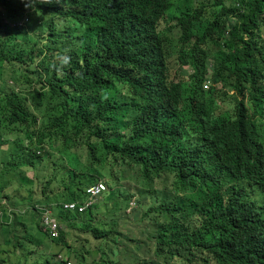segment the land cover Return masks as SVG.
I'll use <instances>...</instances> for the list:
<instances>
[{"label": "trees", "instance_id": "16d2710c", "mask_svg": "<svg viewBox=\"0 0 264 264\" xmlns=\"http://www.w3.org/2000/svg\"><path fill=\"white\" fill-rule=\"evenodd\" d=\"M260 138L264 0H0V247L9 201L23 217L0 264L50 242L36 261L264 264ZM233 143L247 147L237 177ZM99 181L85 210L63 209Z\"/></svg>", "mask_w": 264, "mask_h": 264}, {"label": "clouds", "instance_id": "9594fccd", "mask_svg": "<svg viewBox=\"0 0 264 264\" xmlns=\"http://www.w3.org/2000/svg\"><path fill=\"white\" fill-rule=\"evenodd\" d=\"M162 23V22H161ZM167 24H169V23H167ZM162 25H165V22H163L162 23ZM155 31L156 29L152 26V28L150 29V31ZM148 36H151L152 34L150 33V34H147ZM138 39L140 40V41H143V42H145L146 40H145V37H143V35H141V34H139L138 35ZM170 40L171 41H175V42H177V38L176 37H171L170 38ZM192 40H194V38H192ZM185 69H188L187 70V72L185 73V74H190V73H192L193 72V70H192V68L190 67V66H183ZM183 77V75H181V78ZM177 80H179V78H177ZM210 81L208 80V79H206V80H204V82H203V87L204 88H207L208 87V83H209ZM232 151L231 153H228V154H226L225 156H224V161H225V165H226V168H227V170L230 172V176H232V177H237L236 175H235V172H236V165H238V164H243L244 162H245V160H246V154H247V147L245 146V145H242V146H238V145H235V143H233V145L231 146V148L228 150V151ZM227 151V152H228ZM262 152H264V140L262 139V138H260L259 140H258V144H257V148H256V150H255V155L256 154H260V153H262ZM220 173V172H219ZM43 180H45V178L40 174L39 175V177H38V179H37V181H36V183H37V187H36V189H37V191L40 189L39 187H42V185L40 184V183H38L39 181H43ZM98 184H103V186H104V188H102V189H100L97 193H92L91 192V189L93 188V187H95V186H98ZM205 190H208V188H209V186H210V184H206V185H201ZM106 189V185L104 184V182H102V181H99V182H97V183H95V184H91V185H89V186H87L86 188H85V194H86V201L83 203V204H79V203H77L76 201H63L62 202V207H63V209H65V210H70V211H72V212H78V213H80V212H82L83 210H85L89 205H91L97 198H99V196H100V194L102 193V191L103 190H105ZM56 190V189H55ZM54 190V191H55ZM53 191V192H54ZM56 192V191H55ZM46 193L48 194V196L50 197V195L51 196H53V194L51 193V191H48V190H46ZM42 194V193H41ZM43 196H44V194H42ZM47 199H48V197H47ZM129 205H133V202L131 201L130 203H129ZM45 215H48V216H50L51 218H53L54 220H55V222H56V224H58L57 223V220H56V218L55 217H53L52 216V214H51V211L49 210V209H45L44 211H43V213H42V223L44 224V225H46L47 226V228H48V226L49 225H47L45 222H44V216ZM97 221V220H96ZM89 222H94L93 220H91V221H89ZM83 227H87V226H79V228H83ZM57 229H58V227H56L55 228V232L54 233H52V232H50L49 230H48V233L49 234H51V235H49V237L51 236V237H55L56 235H57ZM75 229V228H74ZM72 231H74L75 233H77L78 231H76V230H72ZM258 241H259V243H261L262 244V242L258 239ZM49 247V245L47 246V247H45L44 248V251L47 249ZM32 256H37V253L35 254V255H32ZM65 257L66 256H63V255H61V253H57V255L55 256V259H57V260H61V259H65ZM37 258L38 257H36L33 261H35L36 262V264H37V262L38 261H36L37 260ZM189 258L191 259V263L190 264H194V261H193V259H192V257L191 256H189ZM43 259V258H42ZM33 261L31 262V263H33ZM53 261V260H52ZM74 261H75V263L76 264H86V263H88V264H101V262L99 261V259H98V257L97 256H94V255H92V256H86V257H84V258H81V259H74ZM39 264V263H38ZM65 264H71V261L70 260H67L66 261V263ZM107 264V263H106ZM236 264H244L243 263V261H237V263Z\"/></svg>", "mask_w": 264, "mask_h": 264}, {"label": "rangeland", "instance_id": "374dc122", "mask_svg": "<svg viewBox=\"0 0 264 264\" xmlns=\"http://www.w3.org/2000/svg\"><path fill=\"white\" fill-rule=\"evenodd\" d=\"M75 163V162H74ZM28 175L29 176H32V172H29L28 173ZM11 197V196H10ZM2 198V197H1ZM0 198V199H1ZM13 203H14V201H9V203H8V205L6 206V207H9V221H7V224L8 225H12L13 224V226H15L14 227V229H15V231H9V230H5V234L2 236V241H1V247H0V257H6L9 253H4V252H1V249L2 248H9V246L8 247H5V245H3L2 244V242H4L3 240L5 239L6 241H10L11 239H16V236H19V228L22 226L21 225V223H19L20 221L22 222L23 221V217L22 216H20V215H18V214H16V213H14V211H16L15 210V208H14V205H13ZM132 206V205H131ZM109 207H110V204H109ZM101 210H103L104 212H108V213H106V214H110V212H109V209H104V208H101ZM6 212H7V210H6ZM132 222H133V220H131L129 217H127L126 218V224H123L124 226H122V228H120V230L121 231H123L124 232V234L127 232V229L129 228V227H132ZM43 237V235L42 234H38V235H36V238H38V239H41ZM38 239H36L37 241H38ZM130 245H132V241L130 242ZM35 247V246H34ZM36 248V247H35ZM37 250H38V255L37 256H30L28 259H27V263L28 264H32L31 262L36 258V257H39V256H41V255H52V254H54L57 250H58V247L55 245V244H53V243H49V247L44 251V247H42V246H40L39 248H37ZM68 250L66 249V248H63L62 250H61V255H63V256H68ZM13 254V253H12ZM18 255H20V252L18 251V250H15V252H14V256L16 257V256H18ZM15 257H10L11 258V262L10 263H7V264H15L14 263V259H15ZM44 257V256H43ZM44 259V258H43ZM69 260L71 261V264H76L75 263V261H74V259L73 258H69ZM42 262H43V260L42 259H40L39 261H38V263H41L42 264ZM86 264H88V263H86Z\"/></svg>", "mask_w": 264, "mask_h": 264}, {"label": "built area", "instance_id": "2783aa9c", "mask_svg": "<svg viewBox=\"0 0 264 264\" xmlns=\"http://www.w3.org/2000/svg\"><path fill=\"white\" fill-rule=\"evenodd\" d=\"M104 188L103 184H98V186H95L91 189L92 193H97L100 189ZM44 222L49 225L48 229L50 232L54 233L55 232V228L57 227V224L55 222V220L53 218H51L48 215L44 216Z\"/></svg>", "mask_w": 264, "mask_h": 264}]
</instances>
